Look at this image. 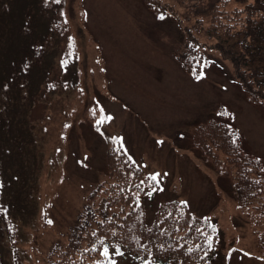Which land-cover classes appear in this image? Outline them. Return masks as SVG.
I'll return each mask as SVG.
<instances>
[{
	"label": "rangeland",
	"instance_id": "374dc122",
	"mask_svg": "<svg viewBox=\"0 0 264 264\" xmlns=\"http://www.w3.org/2000/svg\"><path fill=\"white\" fill-rule=\"evenodd\" d=\"M182 39L177 22L146 0H0V195L19 225L10 242L0 222V264H13L8 245L18 247L21 264H42L107 171L106 134L159 174L154 201L181 199L216 220L223 239L210 264H264L230 173L190 139L195 124L226 105L264 158L263 114L217 54L202 79L185 73L174 59ZM65 53L74 60L71 78L63 77L71 82L55 86ZM101 114L112 119L97 125ZM155 209L147 207L149 220Z\"/></svg>",
	"mask_w": 264,
	"mask_h": 264
},
{
	"label": "trees",
	"instance_id": "16d2710c",
	"mask_svg": "<svg viewBox=\"0 0 264 264\" xmlns=\"http://www.w3.org/2000/svg\"><path fill=\"white\" fill-rule=\"evenodd\" d=\"M146 2L156 12L170 15L182 30L184 40L174 56L187 73L204 75L207 57L201 49L205 45L215 49L229 61L234 81L247 99L264 110V0ZM231 115L228 107H219L215 117L193 127L191 138L196 148L233 170L240 205L256 211L264 254V159L248 150ZM147 185L155 182L147 179L120 141L110 140L107 172L87 192L64 237L44 255V264H95L96 259L109 264L103 253L110 246L130 252L143 264H207L214 259L220 239L216 224L179 201L163 202L148 223L141 199ZM1 202L6 240L16 241L17 225Z\"/></svg>",
	"mask_w": 264,
	"mask_h": 264
},
{
	"label": "snow or ice",
	"instance_id": "6c2138e0",
	"mask_svg": "<svg viewBox=\"0 0 264 264\" xmlns=\"http://www.w3.org/2000/svg\"><path fill=\"white\" fill-rule=\"evenodd\" d=\"M48 2H49V0H45V4H46V6H47V3H48ZM51 2H52V3L59 4V3L61 2V0H51ZM158 19L163 20V19H164V16L161 15V16L158 17ZM24 67L27 68L28 65L25 64ZM193 75H194L197 79H202V78H203V73H202V72L198 74V73H196V72L194 71V72H193ZM101 113H102V110H101ZM93 114L95 115V113H93ZM225 114H227V112H225ZM111 119H112V117H110V116H105V115L101 114L100 118L97 120V125H102V124L105 123V121H110ZM97 130H99V128H98ZM234 142H235V141H234ZM158 143H162V141H160V142H158ZM121 147H123L122 144H121ZM158 176H159V174H154V175L148 177V179H149L150 181H153V182H158ZM141 183H143V181H142ZM138 187H139V186H138ZM152 190L155 191L156 189L153 188ZM151 194H152L151 192L148 193L149 196H151ZM117 252H118V250H117ZM118 254H119V252H118ZM104 255H105V256L108 255V249H107V247H105V249H104Z\"/></svg>",
	"mask_w": 264,
	"mask_h": 264
}]
</instances>
